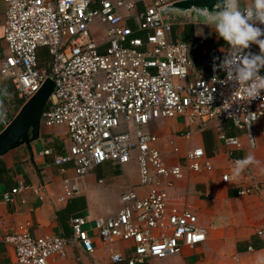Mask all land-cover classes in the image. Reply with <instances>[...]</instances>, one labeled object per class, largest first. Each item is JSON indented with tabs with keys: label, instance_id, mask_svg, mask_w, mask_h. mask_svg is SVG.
I'll use <instances>...</instances> for the list:
<instances>
[{
	"label": "built area",
	"instance_id": "obj_1",
	"mask_svg": "<svg viewBox=\"0 0 264 264\" xmlns=\"http://www.w3.org/2000/svg\"><path fill=\"white\" fill-rule=\"evenodd\" d=\"M178 1L140 0L137 9L122 0H2L7 53L0 80L11 83L24 101L45 80H52L54 88L40 124L64 126L70 141L68 151L52 160L60 172L65 167L73 171L72 177L63 179L54 203L76 197L93 167L123 166L133 157L138 185L148 188L141 197L128 186L114 216L72 218L68 237L35 236L29 223L17 222L0 239L12 250L15 264H51L55 257H66L70 243L91 254L94 239L107 247L111 264H149L205 242L206 231L198 226L195 213L172 201L168 190L190 174L212 172L210 159L198 147L185 151L182 162L167 164L157 137L146 128L158 119L180 117L190 125L216 124L229 171L221 181L230 183L237 160L232 151L241 148L238 134L253 147V129L258 126L264 146V91L249 99L244 86L219 68L226 53L215 49L206 53L207 73L195 72L191 48L171 38L173 23L160 14ZM92 25L105 29L103 40L92 37ZM248 52L259 54V48L250 45L244 50ZM224 121H230L237 135L224 134ZM3 122L4 127L9 123ZM179 137L188 140L192 132ZM178 152L174 147L171 154ZM23 188L3 193L0 202L11 204ZM254 194L264 203V192L257 185L236 191L237 197ZM256 235L264 239V227ZM119 242L132 245L129 255L112 248Z\"/></svg>",
	"mask_w": 264,
	"mask_h": 264
},
{
	"label": "crops",
	"instance_id": "obj_2",
	"mask_svg": "<svg viewBox=\"0 0 264 264\" xmlns=\"http://www.w3.org/2000/svg\"><path fill=\"white\" fill-rule=\"evenodd\" d=\"M122 1L134 3L137 9L142 6L140 0ZM250 3L251 0H242L244 7ZM4 10L5 5L0 0V67L7 53L2 40ZM167 18L174 26L172 39L182 40L184 25H192L193 34L198 39L197 46L201 47L197 58L191 49L195 72L204 75L207 73L205 55L208 47L219 54L230 52L228 45L218 38L212 26L196 23L194 19H189V23H177L176 14H170ZM90 32L96 41L105 37L103 27L92 25ZM17 97L12 84L0 80L2 121L10 122L25 102L19 104V100L23 99ZM146 129L157 137L159 150L167 164L182 162L185 151L199 147L213 166L212 172L190 174L168 190L172 201L195 213L198 226L206 231L205 242L193 249L184 247L180 254L154 259L149 264H264V239L256 235V231L264 227V203L255 194L236 196L237 190L251 185H257L264 192V146L258 126L253 129V147L249 146L245 135L238 134L241 148L232 151L234 158L251 156L253 161L239 175H233L230 183L221 181V176L229 171L226 149L217 139L216 124L190 125L186 118L180 117L155 120ZM188 131L192 132L191 138L186 140L179 137L181 133ZM69 145L64 126L46 127L40 124L36 139L29 145L22 144L0 157L7 169L5 181L0 183V199L3 193L24 187L14 196L11 204L0 202V239L17 222L29 223L31 233L35 236L65 237L56 221V213L64 204H55L54 200L61 194L63 179L72 177L73 171L70 167H65L64 172H60L52 164V160L56 155L66 153ZM174 147L179 150L176 156L171 154ZM44 150H49L50 155H42ZM128 186H133L141 197L147 194L148 188L138 185L135 157L123 166L105 163L93 167L79 184L80 193L77 197L85 199L82 216L89 219L114 216L121 208V195ZM40 197L43 199L40 200ZM93 245V253L87 254L70 243L66 248V257H55L51 264H111L107 247L97 239L93 240ZM131 246L130 243L119 242L112 248L129 255ZM0 264H15L12 250L2 242Z\"/></svg>",
	"mask_w": 264,
	"mask_h": 264
},
{
	"label": "clouds",
	"instance_id": "obj_3",
	"mask_svg": "<svg viewBox=\"0 0 264 264\" xmlns=\"http://www.w3.org/2000/svg\"><path fill=\"white\" fill-rule=\"evenodd\" d=\"M200 13L230 49L219 68L229 80L244 86L249 99L256 98L264 91V76L259 75L264 68V27L258 26L264 25V0H251L247 7L242 6V0H217L215 10L206 8ZM253 44L259 54L244 53ZM252 161L251 156L235 160L233 175H239Z\"/></svg>",
	"mask_w": 264,
	"mask_h": 264
},
{
	"label": "water",
	"instance_id": "obj_4",
	"mask_svg": "<svg viewBox=\"0 0 264 264\" xmlns=\"http://www.w3.org/2000/svg\"><path fill=\"white\" fill-rule=\"evenodd\" d=\"M217 0H181L160 10L164 21L167 14H176L178 21L189 23V19L204 25L206 19L201 15V9L215 10ZM211 26V25H209ZM54 88L50 79L44 81L40 89L23 103L11 121L0 131V157L18 146L36 139L40 128L41 114Z\"/></svg>",
	"mask_w": 264,
	"mask_h": 264
},
{
	"label": "trees",
	"instance_id": "obj_5",
	"mask_svg": "<svg viewBox=\"0 0 264 264\" xmlns=\"http://www.w3.org/2000/svg\"><path fill=\"white\" fill-rule=\"evenodd\" d=\"M182 41L187 43L191 49L194 51L195 58L200 55L201 47H198L197 41L198 39L194 36L192 31L191 24L184 25V32ZM202 43V42H201ZM211 48L208 47L207 53ZM206 57V55H205ZM259 73L264 74V68H261ZM17 95L15 91V96ZM24 100H19V104H22ZM4 127V122L0 117V130ZM221 129L227 136H235L237 135V131L231 125L230 121H224L221 125ZM7 174V169L4 165L3 160L0 158V183L5 181V176ZM85 208V199L83 197H73L67 200L63 206L57 213H56V221L58 222L61 230L63 231V235L68 237V230H69V222L72 218L82 216V211ZM253 247V246H252Z\"/></svg>",
	"mask_w": 264,
	"mask_h": 264
},
{
	"label": "rangeland",
	"instance_id": "obj_6",
	"mask_svg": "<svg viewBox=\"0 0 264 264\" xmlns=\"http://www.w3.org/2000/svg\"><path fill=\"white\" fill-rule=\"evenodd\" d=\"M168 16H170V14H167V15H166V18H167ZM178 22H179V21H177V23H178ZM17 98H18V97H17Z\"/></svg>",
	"mask_w": 264,
	"mask_h": 264
}]
</instances>
